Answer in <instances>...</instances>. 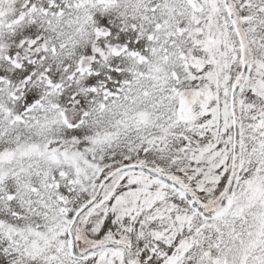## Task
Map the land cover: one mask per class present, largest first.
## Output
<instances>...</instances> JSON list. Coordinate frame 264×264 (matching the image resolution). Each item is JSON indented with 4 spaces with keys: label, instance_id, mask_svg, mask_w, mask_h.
Listing matches in <instances>:
<instances>
[{
    "label": "snow or ice",
    "instance_id": "1",
    "mask_svg": "<svg viewBox=\"0 0 264 264\" xmlns=\"http://www.w3.org/2000/svg\"><path fill=\"white\" fill-rule=\"evenodd\" d=\"M0 264H264V0H0Z\"/></svg>",
    "mask_w": 264,
    "mask_h": 264
}]
</instances>
